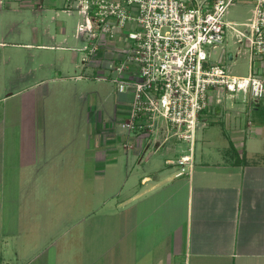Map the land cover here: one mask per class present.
<instances>
[{
	"label": "crops",
	"instance_id": "0c3cea01",
	"mask_svg": "<svg viewBox=\"0 0 264 264\" xmlns=\"http://www.w3.org/2000/svg\"><path fill=\"white\" fill-rule=\"evenodd\" d=\"M50 8L33 11L50 39L36 46L70 49V61L40 63L32 81L0 95V104L22 98L0 107V264H264V98L212 96L184 152L173 139L126 137L131 93L118 92L108 119L96 113L101 129L71 150V140L38 133L58 122L37 96H64L66 79L75 87L97 68L78 63L80 46L67 45Z\"/></svg>",
	"mask_w": 264,
	"mask_h": 264
},
{
	"label": "built area",
	"instance_id": "2783aa9c",
	"mask_svg": "<svg viewBox=\"0 0 264 264\" xmlns=\"http://www.w3.org/2000/svg\"><path fill=\"white\" fill-rule=\"evenodd\" d=\"M237 2L252 5L243 22L226 19ZM62 9L81 16L78 49L95 63V79L131 93L119 124L133 143L173 139L192 149L212 96L264 98V0H63ZM228 34L248 58L245 75L211 59ZM189 157L179 163L192 167Z\"/></svg>",
	"mask_w": 264,
	"mask_h": 264
},
{
	"label": "rangeland",
	"instance_id": "374dc122",
	"mask_svg": "<svg viewBox=\"0 0 264 264\" xmlns=\"http://www.w3.org/2000/svg\"><path fill=\"white\" fill-rule=\"evenodd\" d=\"M251 6V4L246 2H237L231 5L226 14V19L235 22L245 21L251 16ZM43 7H51L50 9H52L50 12H47L48 18L51 14H54L55 9L59 11V17L57 19L58 22L60 21L64 26L65 35L68 40L67 45L82 46V41H77L73 36L76 23L80 16L77 12L68 15L66 12L61 11V0H0V42H5L4 44H0V95L2 90H6V93H8L18 87L27 85V83L32 81L33 75L37 76V74L40 73V70H37V65L40 63L46 65L59 64L62 55L65 56L66 61H70L71 59L72 50L70 49H51L49 47L41 48L40 46H36L39 43L50 42V39L43 34L38 21H35V17H33V11H39ZM61 40L62 34L59 32L56 36V43ZM26 43L31 45H24ZM236 46L237 44L233 43L232 37L228 34L222 47L220 46L221 48H217L211 53V59L230 64L235 74L245 75L248 70L247 56L236 55ZM222 49L224 50L223 54ZM232 51L234 52V58L231 60L228 57V53ZM82 54V51L77 53L78 63L82 62ZM28 69H34L35 72H31ZM89 71L90 70H88V73ZM78 72H82V70ZM72 73V70L69 69L67 73L66 71L64 72V75ZM62 84L63 88L66 90L64 96H37L38 106L43 104L46 109L49 108L51 121L54 123L58 122L57 128L55 126L48 127L46 130L44 128V130H40L38 133L42 132V137H48L52 132V138L53 135L54 138L60 135L62 143L66 140H71L73 145H70L69 149L72 150L73 147L74 149L78 147L83 139V135L84 137H87V135L91 136L93 133V126L101 129L102 123L96 120V113L99 108L102 110L104 109L103 117L104 119H108V116L112 114L115 100L114 95H117L118 91L116 86L107 80L100 81L87 78L86 80L78 81L77 85L74 87L73 82L70 79H66V82L64 81ZM76 87L78 89H76ZM123 95L125 96L124 93ZM17 96L24 95L19 94ZM238 96L239 104L245 105L241 98L242 93H239ZM126 97L127 96H125V99ZM20 100H22L21 97H15L11 101L1 103L0 107L9 106L12 108L14 105H18ZM229 102L230 101H228L227 104H229ZM106 133L108 132L102 131L101 135L105 134L106 136ZM177 144L180 150L183 149L184 152L187 151V142L177 141ZM58 150L61 153L65 152L60 148H58ZM58 150L56 151L55 148L53 153L58 152ZM118 152L119 154L123 153L120 141H118ZM40 260L42 259H38L37 262Z\"/></svg>",
	"mask_w": 264,
	"mask_h": 264
}]
</instances>
